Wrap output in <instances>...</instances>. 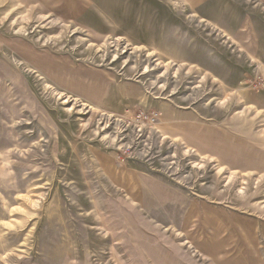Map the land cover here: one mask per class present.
Masks as SVG:
<instances>
[{
    "label": "rangeland",
    "instance_id": "rangeland-1",
    "mask_svg": "<svg viewBox=\"0 0 264 264\" xmlns=\"http://www.w3.org/2000/svg\"><path fill=\"white\" fill-rule=\"evenodd\" d=\"M0 264H264V0H0Z\"/></svg>",
    "mask_w": 264,
    "mask_h": 264
}]
</instances>
